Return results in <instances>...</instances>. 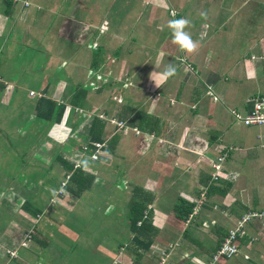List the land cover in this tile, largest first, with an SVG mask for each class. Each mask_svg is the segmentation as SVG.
Segmentation results:
<instances>
[{
  "label": "crops",
  "instance_id": "1",
  "mask_svg": "<svg viewBox=\"0 0 264 264\" xmlns=\"http://www.w3.org/2000/svg\"><path fill=\"white\" fill-rule=\"evenodd\" d=\"M258 100L264 0H0V264H209L264 213V125L242 122ZM236 247L218 264H264V219Z\"/></svg>",
  "mask_w": 264,
  "mask_h": 264
},
{
  "label": "built area",
  "instance_id": "2",
  "mask_svg": "<svg viewBox=\"0 0 264 264\" xmlns=\"http://www.w3.org/2000/svg\"><path fill=\"white\" fill-rule=\"evenodd\" d=\"M263 107V101L258 100L255 103V108L252 113L250 115H246L243 119V124L245 126L264 125ZM91 157H95V155L91 154ZM219 161H223V158H220ZM215 168L218 170L220 168V164L215 165ZM255 218L264 219V213L250 212L248 214L243 215L239 220H237L234 225V228L228 231L227 235L223 238L221 244L219 245L217 251H215V254L213 255L212 260L209 264H218L219 260H229L230 257H232V255L237 252L236 239L238 233L242 230L246 223H250Z\"/></svg>",
  "mask_w": 264,
  "mask_h": 264
},
{
  "label": "clouds",
  "instance_id": "3",
  "mask_svg": "<svg viewBox=\"0 0 264 264\" xmlns=\"http://www.w3.org/2000/svg\"><path fill=\"white\" fill-rule=\"evenodd\" d=\"M203 15L204 14H202V16ZM190 24L191 21L187 18L172 19L168 22V28L170 29L173 43L178 45L181 51L192 55L198 52L200 43L198 40H194L191 33L186 30ZM176 74L177 69L175 64L169 63L164 72L160 75L164 78H172ZM154 75H156L155 71L151 73L150 79L154 81L155 85L158 87L157 82L153 79ZM91 154H93V152Z\"/></svg>",
  "mask_w": 264,
  "mask_h": 264
},
{
  "label": "trees",
  "instance_id": "4",
  "mask_svg": "<svg viewBox=\"0 0 264 264\" xmlns=\"http://www.w3.org/2000/svg\"><path fill=\"white\" fill-rule=\"evenodd\" d=\"M42 104L48 105L49 108H53L54 107L53 103H48V102L42 101ZM42 118L47 119V118H49V116H42ZM101 126H102L101 121H99V119H95V122L93 123V125L91 127V138H92V140H94V141L99 140ZM82 174H83L82 171H76L72 175L71 180L72 179L73 180L75 179L77 181H78V179L81 180ZM90 184H91L90 179L85 180L84 184L77 183V185L80 187V189H79L78 192H76V195L78 196V195L81 194V192H83L84 190L88 189ZM192 208L193 207H191V206H187V208L183 212V214L189 215V213H191ZM142 214H143V208L142 207H137L136 205H134V203H131V207H130V221H131L132 230H137V222H139L141 220ZM142 229L143 228H142V225H141L140 230H142Z\"/></svg>",
  "mask_w": 264,
  "mask_h": 264
},
{
  "label": "rangeland",
  "instance_id": "5",
  "mask_svg": "<svg viewBox=\"0 0 264 264\" xmlns=\"http://www.w3.org/2000/svg\"><path fill=\"white\" fill-rule=\"evenodd\" d=\"M187 1H189V0H187ZM181 5H182V2H175L174 4H171L170 6H166L163 10H162V12L163 13H165L166 15H168L169 17H171V18H174V15L176 14V13H179V10L177 9V7H179V9H180V7H181ZM193 12H198V10H197V8H196V6H193L192 5V1L190 2V4H188V5H186L185 7H184V9H183V12H182V14H188V15H193L194 13ZM202 14H204V13H202ZM202 14H200L199 16H202ZM197 16L198 15H195L194 17L195 18H197ZM204 17H205V14L203 15ZM156 20L154 19L151 23H148L147 25H148V27H150V31H158V33H159V30L161 29H163L164 27H165V23L164 24H162L161 23V25H159L158 23H157V21L155 22ZM190 68V67H189ZM33 95V94H32ZM107 112H108V114H110V111H109V108H104ZM97 115H98V113H97ZM87 156H88V154H86ZM90 156V155H89ZM91 157V156H90ZM114 220V219H113ZM137 224L138 225H141V224H139L138 222H137ZM231 230V229H230ZM229 230V231H230ZM218 249V248H217ZM217 249L215 250V251H217ZM221 249V248H220ZM238 254V250H237V252L234 254V255H232V257H230V259H233V257L234 256H236ZM219 261H221V260H219ZM218 261V262H219Z\"/></svg>",
  "mask_w": 264,
  "mask_h": 264
},
{
  "label": "bare ground",
  "instance_id": "6",
  "mask_svg": "<svg viewBox=\"0 0 264 264\" xmlns=\"http://www.w3.org/2000/svg\"><path fill=\"white\" fill-rule=\"evenodd\" d=\"M119 127H124V124L123 123H119ZM96 158V156H95Z\"/></svg>",
  "mask_w": 264,
  "mask_h": 264
}]
</instances>
